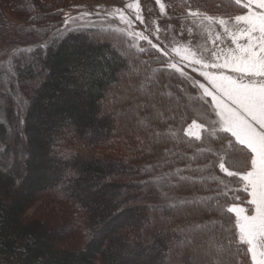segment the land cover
I'll list each match as a JSON object with an SVG mask.
<instances>
[{"label":"trees","instance_id":"obj_1","mask_svg":"<svg viewBox=\"0 0 264 264\" xmlns=\"http://www.w3.org/2000/svg\"><path fill=\"white\" fill-rule=\"evenodd\" d=\"M77 1L81 0H0L2 24L6 23L5 12L35 29L22 30L31 33L24 45L32 49L29 55L34 58L33 62L27 58L19 73L22 84L34 85L22 103L23 124L19 114L12 116L16 132L12 137L0 118V264H200L202 252L194 249H206L212 235L220 236L219 223L187 234L195 236L194 244L175 248L170 262L169 247L185 238L181 229L211 221L227 226V219L215 211L171 209L167 204L216 196L218 185L180 184L172 177L171 182L180 186L160 189L144 182L186 169L190 161L181 154L190 157L196 148L209 144L219 147L212 141L195 142L193 147L172 140L154 143L153 130L186 128L197 111L210 119L215 116L204 112L196 100L199 90L191 81L165 69L163 57L149 54L155 51L150 47L139 45L148 49L139 53L126 47L130 41L125 38L91 39V28L66 33L53 42L66 9ZM166 1L182 11L199 9L209 15L246 11L230 0ZM44 44L49 46L40 47ZM148 76H155V82L142 92L140 86ZM169 92L171 98L161 95ZM8 108L12 115L13 108ZM157 111L163 115L158 117ZM143 118H148L147 130L139 125ZM211 159L201 158L191 166H203ZM69 172L73 175L66 179ZM213 172L232 179L218 168ZM161 191L169 199H163ZM50 194L58 200L52 207L69 213V219L76 216L74 220L85 232L77 246L64 245L66 221L29 213L41 200L52 202ZM236 195L241 199L229 197L226 203L246 206L242 203L246 193Z\"/></svg>","mask_w":264,"mask_h":264},{"label":"snow or ice","instance_id":"obj_2","mask_svg":"<svg viewBox=\"0 0 264 264\" xmlns=\"http://www.w3.org/2000/svg\"><path fill=\"white\" fill-rule=\"evenodd\" d=\"M230 2L246 11L242 14L212 16L189 10L188 18L192 24L207 33L214 47L200 49L178 44L171 48V52L179 58V62L170 60L164 65L165 69L174 70V73H178L185 81H191V86L199 90L196 100L202 103L204 112L214 114L215 119H210L208 115L197 111L196 118L192 119L186 128L169 127L166 131L153 130V142L163 143L172 140L193 147L195 142L203 145L205 141H212V144H218L219 147L214 148L209 144L196 148L190 157L181 154L182 159L190 161L186 169L178 168L144 183L154 184L160 189L177 188L182 183L190 185L216 183L218 185L215 190L216 196H196L192 199L177 200L168 203L167 207L171 209L199 207L215 211L227 219V226L220 221H211L181 229V234L185 238L177 241L175 246L169 247L167 254L169 262L175 248L184 249L194 244L195 236L187 234L204 231L208 229L209 223L213 227L219 223L220 236L212 235L206 249H194L196 252H202L199 257L200 264H233V261L235 264H264V0ZM156 4L159 5L160 13L165 14V4L161 0H156ZM126 9L131 10L130 14L126 15L125 10L119 8L111 12L98 8L96 13L82 11L76 16L65 13L63 25L57 29L53 42L66 33L83 32L91 28L96 39L125 38L126 41H130L126 43V47L139 53L148 51L138 43L145 40L152 49L160 51L143 32L132 30L134 21L130 15H134L135 21L144 23L139 0L127 3ZM93 16L99 19L94 20ZM111 19H118L127 27L108 24L107 21ZM217 27L222 31H217ZM188 31L191 33L192 29L189 28ZM159 32L160 28L157 25L158 39ZM225 39L230 41V46H223ZM48 46L44 44L40 47ZM31 51V48L14 49L13 56L6 64H0V67H6L9 74L14 75L13 58L19 59L24 53ZM164 55L168 53L165 52ZM184 67L198 72L206 83L192 80L184 71ZM0 82L11 84L8 76L0 77ZM154 82L155 76L146 77V82L140 86V90L144 92ZM4 93L16 100L19 112L22 97L14 94L10 87H6ZM161 95H168L171 98L172 93ZM162 115L157 111L158 117ZM147 119L139 121V125L145 130L149 128ZM198 120L201 122H197ZM20 123L23 124V121ZM180 123L183 125V117ZM21 136L23 137L22 130ZM141 145L143 146V141ZM208 156H212L213 159L208 160L203 166L196 168L191 166L192 163ZM216 168L232 179L225 180L215 175L213 170ZM151 170V167L147 169ZM183 171L211 174L194 177L181 175ZM72 175L73 173L69 172L66 179ZM172 177L180 184H173ZM237 192L246 193V200L242 202L246 206L234 202L226 203L229 197L232 201L240 200ZM160 194L163 199H169L166 192L161 191ZM212 201L216 203L213 204ZM153 210L155 211V207Z\"/></svg>","mask_w":264,"mask_h":264},{"label":"rangeland","instance_id":"obj_3","mask_svg":"<svg viewBox=\"0 0 264 264\" xmlns=\"http://www.w3.org/2000/svg\"><path fill=\"white\" fill-rule=\"evenodd\" d=\"M135 2V0H81L72 3L67 9V13L76 16L82 11H87L90 13H96L97 9L107 10L111 12L115 8L125 10V14H130L131 10L126 9L127 3ZM162 3L165 4V14H161L159 11V5L156 4V0H139L142 8V15L144 16V23L141 24L139 21H135L134 15H130V18L134 21L133 31H141L146 35L153 44L158 46L160 51L154 49L155 51H151L149 54L161 55L165 62L175 61L179 62V58L175 56L174 53L171 52V48L178 44H187L193 48H208L212 49L214 45L209 39L207 33L203 32L202 29L198 28L196 25L192 24L191 19L188 18V12L190 9H178L177 4L167 2L166 0H161ZM201 13H205L197 9ZM196 9L191 11H197ZM242 14V13H240ZM209 15V14H208ZM218 16V15H212ZM3 17L6 18V23L2 24L0 22V64H6L10 57L13 56L14 49L20 48H28L24 45V42L27 41V37H30L31 33L29 31L22 30H30L29 28L33 27L26 23L25 21L14 18L13 16L4 12ZM92 19L98 20L99 17L93 16ZM108 24H113L117 27H127L119 22L118 19H111L107 21ZM157 25L160 28L159 39L157 38L156 28ZM191 28L192 31L189 33L188 29ZM217 31H222L217 27ZM94 36L91 37V39ZM139 45L150 47L147 41L140 40L138 41ZM223 46H230V41L225 39V44ZM168 53V55H164V53ZM27 58L34 61V58H31L29 53H24L21 58L15 59L13 58L14 63V75L9 74L6 70V67H0V77L8 76L11 80V84H4L0 82V118H3L4 124L7 126L9 130V134L14 135V125H13V117L16 115L19 120L20 117L24 114V108L22 107V103H25V100L30 97L32 90L34 89L33 83H21L19 81L20 72L22 64H25ZM135 64V63H134ZM183 67V64H181ZM198 67V66H197ZM184 71L187 72L188 76L192 77L193 80L199 81L201 83H206L201 76H199L198 72H193L191 68L184 67ZM6 87H10L14 94H19L22 97V101L20 104V110L17 112V103L16 100L12 96H6L4 90ZM11 99V100H10ZM13 101V105L12 102ZM13 110V114L9 113V106ZM109 106V105H108ZM122 148V144L120 143L117 148ZM116 149V148H115ZM51 195V194H50ZM51 200H41L36 205H34L30 210V214H34L36 216L45 218L50 217L52 220H63L66 225V229L63 232V242L64 245L67 246H77L80 241L86 237L85 232L80 227L79 223L74 219H77L76 216H71L68 218L69 213L62 214L59 211H56L52 207V203H56L57 198L54 197V194L50 197ZM244 206V205H242ZM73 218V219H72Z\"/></svg>","mask_w":264,"mask_h":264}]
</instances>
